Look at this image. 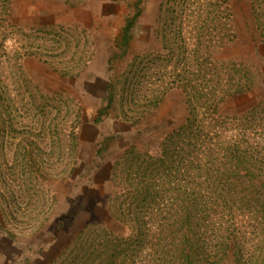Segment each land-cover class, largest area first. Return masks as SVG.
I'll return each instance as SVG.
<instances>
[{
    "label": "rangeland",
    "instance_id": "374dc122",
    "mask_svg": "<svg viewBox=\"0 0 264 264\" xmlns=\"http://www.w3.org/2000/svg\"><path fill=\"white\" fill-rule=\"evenodd\" d=\"M159 1L8 0L7 15H0L15 28L5 40L7 49L43 42L56 46L57 52L48 62L22 57L21 78L11 64L13 57L0 63L5 97L13 111L18 108L14 114L24 120L28 109L30 119L51 123L48 130L42 124L12 137L0 131V264H58L53 261L85 230L80 243L92 251L101 241L128 236L131 212L150 214L145 217L150 221L137 224L129 242H115L117 250L105 264H264V44L257 36L250 0H227L235 35L218 57L252 67V88L227 96L207 116L211 153L202 149L197 163L186 161L182 169L159 180L154 202L141 203L126 194L130 165L137 162L136 152L156 154L165 134L183 121L187 107L180 90L168 91L139 118L135 108L123 115L116 91L101 121L115 132L100 142L97 159L93 148L79 140L83 123L96 124L93 119L105 105L106 83L133 55L157 49ZM135 4L141 12L131 29L129 53L108 62L113 39ZM49 24L57 26L56 32H41L39 40L23 33ZM2 110L0 127L2 118L7 120ZM13 165L16 180L24 184L18 193L11 191ZM36 167L43 168L41 177L22 182V170ZM191 195L197 197L193 210L198 216L190 218L187 229L184 206ZM92 252L88 260L99 253ZM67 259L78 264L80 258Z\"/></svg>",
    "mask_w": 264,
    "mask_h": 264
},
{
    "label": "trees",
    "instance_id": "16d2710c",
    "mask_svg": "<svg viewBox=\"0 0 264 264\" xmlns=\"http://www.w3.org/2000/svg\"><path fill=\"white\" fill-rule=\"evenodd\" d=\"M250 4L257 36L260 43L264 44V0H250ZM135 9L133 15L125 18L119 35L113 39L114 50L109 55L108 62L114 63L128 55L132 39L131 29L141 12L136 4ZM8 11V0H0V15H7ZM154 23V40L158 45L157 49L133 55L122 68L121 73H115L105 85V105L97 111L93 119L99 123L103 120V116L108 114L115 101L116 91L120 92L123 115L127 117V112L135 108L138 118L155 108L168 91L180 90L184 94L187 112L183 121L165 134L158 145L156 154L136 152L134 157L137 162L130 165L132 171L129 172L125 192L128 197L136 196L141 203L154 202L160 193L159 180L179 168L182 169L186 166V161H190L191 164L197 163L202 149L211 153L214 143L210 141L211 122L207 116L211 115V112H214L217 105L227 96L247 92L253 85L252 67L236 60L221 61L218 57L223 45L232 40L235 35L231 28L227 0H160ZM56 27L55 24H49L47 28H30L23 33L30 39L39 40L37 36L39 33H55ZM13 30L15 31V28L7 18L0 17V63L3 65L4 62L10 61V57H13L11 64L18 78L23 75H21L20 67L22 57L32 55L48 62V57L57 52L56 46L43 42L35 45L12 46V49L8 50L5 40ZM76 45L77 42L73 44L74 47ZM10 51L12 53H9ZM61 73L64 74L67 71ZM6 87L7 83L1 80L0 76V112L4 115L2 109L5 108L7 116V120L2 118L1 135L12 137L11 134L16 131L41 126L44 121L30 119L28 109L25 110L27 116L24 120L21 114H14L15 111L18 112V108L14 107L13 111L11 104L8 103L9 97H5ZM46 109L44 107V110ZM10 110L13 111V117ZM16 115L19 117L18 120ZM43 125L48 130L51 123L47 126ZM99 152L100 147L95 154L98 155ZM13 171L15 182L14 190L11 189V191L18 193L23 191L21 185L24 187V184H21L19 179L16 180L18 169L15 165H13ZM42 171V167L22 170L25 173L22 182L25 179L31 181L40 178ZM189 198L184 206L183 220V223L187 224V229L190 228V218L198 216V213L196 215L193 210L197 197L191 195ZM112 215L119 221L124 218L120 214L118 216L112 213ZM147 215L150 214L138 215L131 212L127 218L129 235L114 237L107 240L108 243L107 241L103 244L102 241L99 242L100 248L98 249L97 246L92 250L95 254L99 252L95 258L88 260L90 258L88 253L92 255L93 252L88 250V246L80 243L85 230L79 234L73 245L53 262L68 264L67 258L70 255L78 256L79 254L78 264H105L111 253L114 254L117 250L118 244L115 242H129L134 236L133 231L136 225L141 221L144 224L150 221L146 220ZM102 245L103 250L99 251ZM107 249L111 250L110 253L106 251ZM104 253H107L106 257Z\"/></svg>",
    "mask_w": 264,
    "mask_h": 264
},
{
    "label": "crops",
    "instance_id": "0c3cea01",
    "mask_svg": "<svg viewBox=\"0 0 264 264\" xmlns=\"http://www.w3.org/2000/svg\"><path fill=\"white\" fill-rule=\"evenodd\" d=\"M89 122L83 123L77 133L79 140L82 142H87L93 148V152L95 154L96 150L99 148L102 138L111 135L113 132H115V130L108 128V125L106 123L104 125V122L96 124H90ZM93 157H96L97 159L98 155H93Z\"/></svg>",
    "mask_w": 264,
    "mask_h": 264
}]
</instances>
